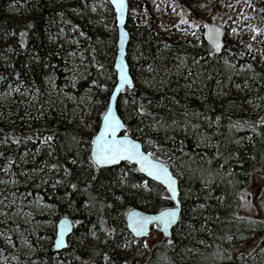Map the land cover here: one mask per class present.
<instances>
[{"label": "trees", "instance_id": "obj_1", "mask_svg": "<svg viewBox=\"0 0 264 264\" xmlns=\"http://www.w3.org/2000/svg\"><path fill=\"white\" fill-rule=\"evenodd\" d=\"M14 6L23 9L21 19L9 17ZM98 12V0H0V92L16 89L37 103L30 113L17 95L10 112L0 103V186L13 179L17 197L48 207L55 225L61 218L74 224L63 251L37 247L33 260L264 264V91L255 81L251 93L234 97L226 84V67L244 58L226 47L216 52L204 37L198 47H174L162 56L150 24L137 28L127 18L133 86L116 109L124 133L176 176L181 206L170 237L146 246L129 233L125 216L171 207L166 191L134 165L101 168L90 157L116 84L114 13L106 3ZM73 60L83 76L69 80L65 70ZM256 74L264 84L263 73ZM54 87L66 93L62 108L51 99ZM88 90L97 109L84 134L69 96L77 100ZM247 104L256 110L243 109ZM2 221L0 212V228Z\"/></svg>", "mask_w": 264, "mask_h": 264}, {"label": "rangeland", "instance_id": "obj_2", "mask_svg": "<svg viewBox=\"0 0 264 264\" xmlns=\"http://www.w3.org/2000/svg\"><path fill=\"white\" fill-rule=\"evenodd\" d=\"M105 3L109 5L107 0H98L101 12L104 11ZM101 12H98V16H101ZM8 15L21 19L24 12L22 8L14 6L9 8ZM127 18L137 28L145 22L150 24L163 46L162 56L174 47H198L201 37H204L205 26L215 24L223 31V48L241 54L244 58L241 64L232 63L226 67V84H230L234 97L243 96L244 91L251 93L255 81L264 91V84L256 74V71H260L264 75V0H128ZM101 19H104L103 13ZM105 31L107 32V28ZM70 62L65 70L66 79L82 77L78 62ZM203 68L204 66H200L196 71L202 74ZM137 73L141 75L140 72ZM15 95L18 103L28 113L37 106L35 100L25 101L27 94L12 89L8 93L0 92V103L8 107L7 112L11 111V106L16 102ZM92 95L88 90L82 92L77 100L74 96H69L70 109L83 122L80 131L84 134H89L87 122L93 119L97 109ZM65 98L66 93L54 87L52 101L61 106L66 104ZM238 107L237 103L232 106V110L236 113ZM256 107L247 104L243 109L254 112ZM13 181L8 178L0 186L3 199L0 202V212L2 223L6 224L0 228V264H37L32 254L37 247L43 250L53 247L56 225L51 220L52 213L48 207L37 201L35 204L27 203L24 198L16 196ZM253 184L257 191L260 185L258 177L254 178ZM140 195L147 197L145 186L140 189ZM249 197L251 201V196ZM156 228L143 239L146 246L162 237L158 225ZM57 264L65 263L59 261Z\"/></svg>", "mask_w": 264, "mask_h": 264}, {"label": "water", "instance_id": "obj_3", "mask_svg": "<svg viewBox=\"0 0 264 264\" xmlns=\"http://www.w3.org/2000/svg\"><path fill=\"white\" fill-rule=\"evenodd\" d=\"M107 1H108L109 6L112 8L113 13H114L115 26H116V30H117V43H116V55H115V59H114V70L116 73V84H115V86H114V88H113V90L109 96L108 107H107L106 112L108 111L109 108H111L113 115L117 119H119L121 122L122 126H121V128H119L117 130L116 135L118 137H125L126 136L132 142H134L140 146V151L142 153H144L145 155H148V153L144 151L140 142H138L137 140L133 139L132 137H130L129 135H126L124 133L125 126H124V123H123L120 115L117 112V109H116V101H117L118 97L120 96V94L123 91H125L126 89L133 86V79H132V76L130 74L129 66H128L127 61H126L127 46L129 43V34H128V31L126 29V23H127V17H128V0H124L125 7H124L123 12L120 14L117 13V10H116L115 6L113 5L112 0H107ZM120 15H122V17H123L122 19L118 18ZM217 29L219 31H218V35L215 38V41L209 39L207 33H209L210 31H213V30H217ZM121 34H123V39H121ZM204 38H205V41L210 45V47L212 49H214L216 52H220L223 49V31L220 27L216 26L215 24H207L205 26ZM216 43H219V45H220V47L218 49L215 46ZM118 65L127 74L128 80L130 81V84L125 83L119 88L117 87V85L120 83ZM104 115L101 118L99 128H98L96 134L94 135V137L99 135V133L103 129V125H104L103 117H104ZM93 147L94 146L92 144L91 149H90L91 160H92ZM150 159H152L155 162H158L162 167L166 168L169 175L175 180L176 194H175L174 199L172 198V193L168 190L167 185L164 184L162 180H157L154 176H150L147 172L142 171L140 165L137 164L134 160L130 161L127 159H119L115 162L98 166L101 168H109V167L117 166L121 163H128V164L134 165L141 176H143L148 181H151V182L161 186L166 191L170 201L172 202V206L165 208V209H175L176 210V216H175V219L168 224L166 231L164 230L163 224L158 223L156 221H150L149 223H147L145 225L144 231L139 232V233H137L136 231H134V229L132 227H130V225L133 224V218L131 217V213H139L140 217H145V216L150 217V216H157L161 212V210L158 212H155V213H150V212H146V211L141 210V209H132L131 211H129L126 214L125 222H126L127 229L129 231V233L137 240L144 239L148 235L150 230L156 225H158V229L164 238L170 237L171 231H172L173 227L177 224L179 217H180V213H181V206H180V202H179V187H178V180H177L176 176L173 175V173L171 172L168 165L165 164L164 162L157 160V159H154L152 156L150 157ZM73 228H74V224L70 219L61 218L58 220V222L56 223V235H55L53 247H52L54 252L59 253L66 248L67 241L73 232ZM58 241H59V243H58Z\"/></svg>", "mask_w": 264, "mask_h": 264}, {"label": "snow or ice", "instance_id": "obj_4", "mask_svg": "<svg viewBox=\"0 0 264 264\" xmlns=\"http://www.w3.org/2000/svg\"><path fill=\"white\" fill-rule=\"evenodd\" d=\"M117 13L123 12L125 3L124 0H112ZM118 18L122 19V15ZM218 29L210 31L207 33L209 39L214 40L218 35ZM121 39H123V34H121ZM216 48L220 47L219 43L215 44ZM119 69V81L120 83L117 87H121L123 84L128 83L127 74L118 65ZM104 125L102 131L92 139L93 151H92V161L96 166L109 164L115 162L119 159H127L130 161H135L140 165L141 170L147 172L150 176H154L157 180H162L164 184L167 185L168 190L172 193V198H175L176 188L175 180L169 175L166 168L162 167L158 162L150 159L151 154L145 155L140 151V146L130 139L125 137H118L116 135L117 130L121 128V122L117 119L111 108L105 113ZM51 139V137H49ZM176 210L175 209H163L157 216H145L140 217L139 213H131L133 218V224L130 225L137 233L144 231L145 225L150 221H156L162 223L164 230H167L168 224L175 219ZM59 243V241H58Z\"/></svg>", "mask_w": 264, "mask_h": 264}]
</instances>
